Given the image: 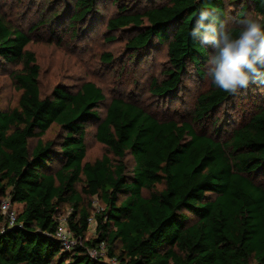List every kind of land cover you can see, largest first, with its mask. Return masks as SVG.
Listing matches in <instances>:
<instances>
[{
    "label": "trees",
    "instance_id": "1",
    "mask_svg": "<svg viewBox=\"0 0 264 264\" xmlns=\"http://www.w3.org/2000/svg\"><path fill=\"white\" fill-rule=\"evenodd\" d=\"M113 1L105 28L128 32L126 50L136 56L166 46L163 77L149 81L152 95L174 94L188 64L204 74L214 48L190 33L201 9H217L223 22L225 0L142 8L141 0ZM98 2L73 0L68 26L93 14ZM228 2L239 6L237 18L250 7L253 18L264 19V0ZM239 27L228 26L234 34ZM29 41L0 13V67L17 65L9 76L20 91L15 106L0 109V198L21 204L11 225L0 213V264H111L104 256L117 264H264V103L224 136L195 127L231 96L211 80L195 95L189 120L159 117L122 96H112L100 115L104 94L92 80L41 93ZM101 58L108 62L112 54ZM91 120L105 152L88 161ZM52 124L59 134L44 140ZM91 197L99 201L95 209ZM62 205L70 206L65 224L76 240L68 249L53 236ZM90 218L95 234L86 238Z\"/></svg>",
    "mask_w": 264,
    "mask_h": 264
},
{
    "label": "rangeland",
    "instance_id": "2",
    "mask_svg": "<svg viewBox=\"0 0 264 264\" xmlns=\"http://www.w3.org/2000/svg\"><path fill=\"white\" fill-rule=\"evenodd\" d=\"M73 0H0V13L12 25L21 28L30 36L27 48L34 52L39 65V87L42 94H48L55 86L76 89L83 80H92L104 94L102 106L98 108L103 114L105 104L112 96L129 97L140 103L145 109L159 117L187 119L191 117L195 95L206 89L210 78L207 74V58L202 65L203 75L198 74L192 64H188L178 89L174 94L164 97L154 96L149 90L152 78H162V70L167 66L165 44H154L139 55L134 56L125 49L126 30L109 32L105 28L106 19L116 12L113 0H99L96 10L84 21L75 23V28L68 26V16ZM165 0H141L136 6L142 8ZM226 2V16L223 22L230 26L253 14L250 7L244 17L237 18L239 6ZM55 16V17H54ZM209 52L213 46L206 44ZM110 52L112 59L106 62L101 58L102 52ZM17 65L3 64L0 67V109H10L17 104V90L9 76V71ZM264 103V84L252 83L247 89H241L221 106L216 108L203 125L215 136H224L230 128L246 120L255 108ZM215 122V123H214ZM97 120L89 121L85 126L84 160L91 161L105 152V147L95 138ZM217 128V131H214ZM59 127L50 125L43 139L54 138L59 134ZM126 161L133 164L128 154ZM53 166H57L54 162ZM264 180V177H259ZM93 198V200H92ZM89 198L83 196L86 203ZM90 209L99 206V201L91 197ZM16 213L21 204L13 203ZM70 206L62 205L57 213L66 217ZM94 222L91 220L86 231V238L94 236ZM73 241L75 240L72 237ZM96 255V251H91ZM103 260L111 264L106 256Z\"/></svg>",
    "mask_w": 264,
    "mask_h": 264
},
{
    "label": "clouds",
    "instance_id": "3",
    "mask_svg": "<svg viewBox=\"0 0 264 264\" xmlns=\"http://www.w3.org/2000/svg\"><path fill=\"white\" fill-rule=\"evenodd\" d=\"M217 9H201L191 35L202 36L214 53L208 60L207 74L220 90L235 94L250 84H264V19L251 15L238 21L234 31L218 21Z\"/></svg>",
    "mask_w": 264,
    "mask_h": 264
},
{
    "label": "built area",
    "instance_id": "4",
    "mask_svg": "<svg viewBox=\"0 0 264 264\" xmlns=\"http://www.w3.org/2000/svg\"><path fill=\"white\" fill-rule=\"evenodd\" d=\"M0 213L4 214L7 217L8 225H11L14 223L17 213H16V210L13 204L10 202L9 198L6 196L0 198ZM56 219H57V225H56L53 236L58 241L61 242L62 247L64 249H68L75 243L76 240L73 241L72 239L73 237L72 233L65 224V217H61L57 215ZM91 220L92 218L89 219V222H91Z\"/></svg>",
    "mask_w": 264,
    "mask_h": 264
}]
</instances>
